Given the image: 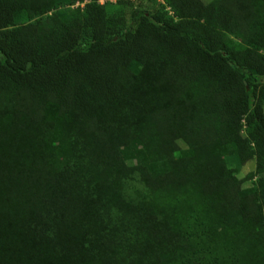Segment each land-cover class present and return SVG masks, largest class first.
Instances as JSON below:
<instances>
[{"label": "trees", "instance_id": "1", "mask_svg": "<svg viewBox=\"0 0 264 264\" xmlns=\"http://www.w3.org/2000/svg\"><path fill=\"white\" fill-rule=\"evenodd\" d=\"M120 1L0 0V264H264V0Z\"/></svg>", "mask_w": 264, "mask_h": 264}, {"label": "rangeland", "instance_id": "2", "mask_svg": "<svg viewBox=\"0 0 264 264\" xmlns=\"http://www.w3.org/2000/svg\"><path fill=\"white\" fill-rule=\"evenodd\" d=\"M133 1H134L133 4L135 6H141L145 11L149 13L155 12L163 3V0H133ZM100 2L108 3L109 5L108 9L110 12L118 11L121 8H123L124 5H125V10H127V8L129 9L131 5V4H125L123 1L120 0H100ZM85 3L78 2L77 4H75V7L84 6ZM260 81L264 83V77H260ZM84 140L86 141V143H88V145H91L97 142V137H95V135H87L84 136ZM126 143H127L126 139L121 138V144H126ZM255 170H256L255 161H250L242 167L240 176L242 178H245L247 177L248 173L253 172Z\"/></svg>", "mask_w": 264, "mask_h": 264}]
</instances>
